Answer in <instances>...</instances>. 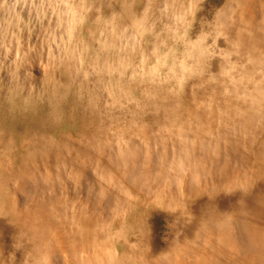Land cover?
Here are the masks:
<instances>
[{"label":"clouds","instance_id":"obj_1","mask_svg":"<svg viewBox=\"0 0 264 264\" xmlns=\"http://www.w3.org/2000/svg\"><path fill=\"white\" fill-rule=\"evenodd\" d=\"M0 264H264V0H0Z\"/></svg>","mask_w":264,"mask_h":264}]
</instances>
